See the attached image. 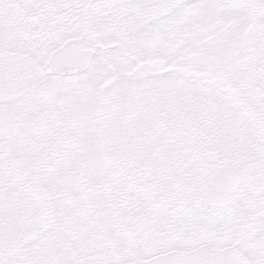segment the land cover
<instances>
[{"label": "snow or ice", "instance_id": "1", "mask_svg": "<svg viewBox=\"0 0 264 264\" xmlns=\"http://www.w3.org/2000/svg\"><path fill=\"white\" fill-rule=\"evenodd\" d=\"M0 264H264V0H0Z\"/></svg>", "mask_w": 264, "mask_h": 264}]
</instances>
